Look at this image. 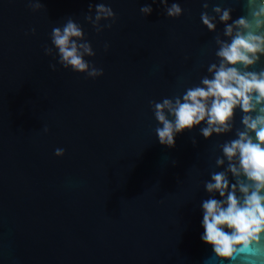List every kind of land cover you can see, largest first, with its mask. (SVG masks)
I'll return each mask as SVG.
<instances>
[{
    "label": "water",
    "instance_id": "water-1",
    "mask_svg": "<svg viewBox=\"0 0 264 264\" xmlns=\"http://www.w3.org/2000/svg\"><path fill=\"white\" fill-rule=\"evenodd\" d=\"M41 2L33 13L27 0H0V264H202L201 181L217 138L194 129L193 146L186 130L162 146L148 103L183 91L181 77L197 83L214 59L201 0H176L179 19L159 0ZM99 2L116 20L97 34L83 14ZM68 17L102 77L49 67L43 45Z\"/></svg>",
    "mask_w": 264,
    "mask_h": 264
},
{
    "label": "clouds",
    "instance_id": "clouds-1",
    "mask_svg": "<svg viewBox=\"0 0 264 264\" xmlns=\"http://www.w3.org/2000/svg\"><path fill=\"white\" fill-rule=\"evenodd\" d=\"M159 3L168 19L184 15L176 0ZM236 3L240 14L233 16L237 9L226 0H201L200 21L212 34L207 50L214 59L198 65L206 74L197 83L181 77L183 91L148 102L162 146L175 147L177 135L186 130L193 146L198 143L194 129L207 141L217 138L208 178L201 181L206 196L199 203L200 240L210 246L202 264H264V0ZM27 6L33 13L44 11L41 0H27ZM139 11L147 17L153 9L144 4ZM83 20L100 34L111 29L116 15L99 2L89 5ZM49 41L43 52L55 61L52 71L59 65L91 80L104 75L92 62L96 51L76 19L54 26ZM64 155V149L55 150L56 157Z\"/></svg>",
    "mask_w": 264,
    "mask_h": 264
}]
</instances>
